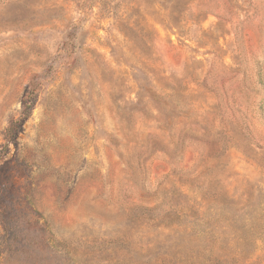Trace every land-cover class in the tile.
I'll return each mask as SVG.
<instances>
[{"label": "rangeland", "instance_id": "rangeland-1", "mask_svg": "<svg viewBox=\"0 0 264 264\" xmlns=\"http://www.w3.org/2000/svg\"><path fill=\"white\" fill-rule=\"evenodd\" d=\"M0 96L9 255L264 264V0H0ZM45 119L60 167L34 185L13 125Z\"/></svg>", "mask_w": 264, "mask_h": 264}, {"label": "clouds", "instance_id": "clouds-1", "mask_svg": "<svg viewBox=\"0 0 264 264\" xmlns=\"http://www.w3.org/2000/svg\"><path fill=\"white\" fill-rule=\"evenodd\" d=\"M7 93H5V96ZM5 96H0V116L4 119L3 128H7V116L8 113L13 112L20 108L18 103H12L6 101ZM11 104V107L8 106ZM35 128L29 127L28 134L25 135L20 129L23 127L20 125H13L14 133L16 137V145L21 149L19 159L24 161L25 175L28 176L30 181L34 182V185L41 184V181L52 183L56 181V175L54 169L59 168V164H55L51 159L53 148L55 146V140L52 137V132L55 130V125L47 119L43 123H38V120L32 121ZM8 133L5 132V135ZM12 138L11 136L9 137ZM22 138V139H21ZM7 143V142H5ZM27 152L28 157L25 158L23 153ZM12 164V161H9ZM63 169H61V173ZM2 179V177H0ZM60 189L57 191V195H68L64 181L59 182ZM4 185H6L4 181ZM43 187V185H41ZM67 187L70 188L71 184L68 183ZM52 195L51 191L48 193ZM29 238L21 235L17 240L11 243V255L9 251L0 245V264H39V261L45 258L48 254L45 250L37 246L35 239L31 240V243L26 242Z\"/></svg>", "mask_w": 264, "mask_h": 264}, {"label": "trees", "instance_id": "trees-1", "mask_svg": "<svg viewBox=\"0 0 264 264\" xmlns=\"http://www.w3.org/2000/svg\"><path fill=\"white\" fill-rule=\"evenodd\" d=\"M219 216H222V218L224 219V221L226 223V224L224 223V225L221 226V228L223 230H225L224 232L232 229V224H230V222L227 220L226 216H223V213H221V215H219ZM212 253H213V250L207 251L206 248H200L198 250H191L190 252H186V251L182 250L179 252V256L183 260L182 261L183 264H196V261L198 262L201 257H207V256L211 255ZM186 257H188V258H186ZM232 264H236V263H232Z\"/></svg>", "mask_w": 264, "mask_h": 264}]
</instances>
